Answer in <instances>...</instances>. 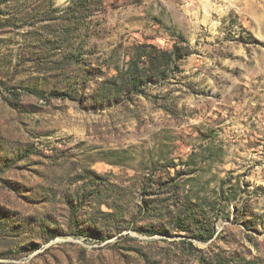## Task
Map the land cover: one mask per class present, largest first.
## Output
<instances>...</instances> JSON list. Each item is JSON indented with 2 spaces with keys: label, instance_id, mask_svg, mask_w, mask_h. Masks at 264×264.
Here are the masks:
<instances>
[{
  "label": "rangeland",
  "instance_id": "1",
  "mask_svg": "<svg viewBox=\"0 0 264 264\" xmlns=\"http://www.w3.org/2000/svg\"><path fill=\"white\" fill-rule=\"evenodd\" d=\"M0 264H264V0H0Z\"/></svg>",
  "mask_w": 264,
  "mask_h": 264
}]
</instances>
